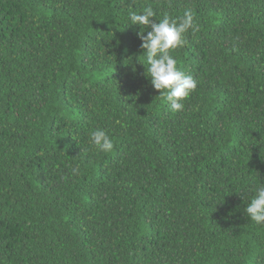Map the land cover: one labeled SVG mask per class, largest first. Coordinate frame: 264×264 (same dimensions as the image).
<instances>
[{"label": "trees", "instance_id": "trees-1", "mask_svg": "<svg viewBox=\"0 0 264 264\" xmlns=\"http://www.w3.org/2000/svg\"><path fill=\"white\" fill-rule=\"evenodd\" d=\"M148 7L199 26L180 112L140 62ZM260 186L264 0H0V264H264Z\"/></svg>", "mask_w": 264, "mask_h": 264}, {"label": "clouds", "instance_id": "clouds-1", "mask_svg": "<svg viewBox=\"0 0 264 264\" xmlns=\"http://www.w3.org/2000/svg\"><path fill=\"white\" fill-rule=\"evenodd\" d=\"M156 12L148 7L142 13H129V25L146 26L145 35L139 32L141 48L145 53L146 75L154 89L165 99L173 112L184 109L183 101L190 97L197 88V80L177 67V59L172 52L187 43L189 31H197L198 23L193 11L185 9L178 19L164 16L159 21L153 19ZM90 143L100 152L109 153L114 148V141L103 128L90 132ZM73 175L78 174L79 166L71 168ZM247 217L257 225H264V186L256 188L254 196L245 208Z\"/></svg>", "mask_w": 264, "mask_h": 264}]
</instances>
